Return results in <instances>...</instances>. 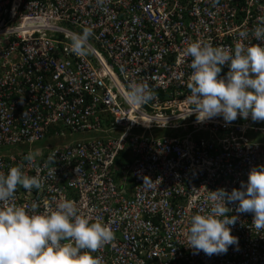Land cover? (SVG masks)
Returning <instances> with one entry per match:
<instances>
[{"label": "built area", "instance_id": "2783aa9c", "mask_svg": "<svg viewBox=\"0 0 264 264\" xmlns=\"http://www.w3.org/2000/svg\"><path fill=\"white\" fill-rule=\"evenodd\" d=\"M260 17L264 0H0V173L23 165L41 182L18 186L13 202L43 211L72 200L109 224L102 264H264V231L237 204L226 254H197L185 235L211 191L239 189L264 165V121L189 115L185 49L264 43ZM84 27L92 52L81 56L70 35ZM131 82L153 99L129 106Z\"/></svg>", "mask_w": 264, "mask_h": 264}, {"label": "clouds", "instance_id": "9594fccd", "mask_svg": "<svg viewBox=\"0 0 264 264\" xmlns=\"http://www.w3.org/2000/svg\"><path fill=\"white\" fill-rule=\"evenodd\" d=\"M258 22L254 38L264 41V17ZM92 36L90 27L72 33L73 52L81 56L92 52ZM185 55L192 58L193 70L187 85L191 93L188 100L194 106L189 115L195 114L197 123L222 117L230 124L238 116L264 121V43L246 45L238 41L234 48H223L197 40L186 47ZM225 65L229 71L221 75ZM152 99L143 82L129 83L124 94L132 107ZM25 159L33 163V153ZM153 181L145 176L143 185L153 188ZM18 186L31 191L39 189L41 182L37 176L25 174L23 165L10 168L6 175L0 173V264H102V257L96 253L114 238L109 224L93 220L72 200H61L55 208L46 206L43 211L35 202L19 206L13 202ZM207 201V210L191 217L186 245L197 254H226L230 246L238 244L232 227L239 217L229 215L233 211L229 204H237L238 214L252 213V228L258 233L264 231V165L253 167L239 189L211 191Z\"/></svg>", "mask_w": 264, "mask_h": 264}, {"label": "rangeland", "instance_id": "374dc122", "mask_svg": "<svg viewBox=\"0 0 264 264\" xmlns=\"http://www.w3.org/2000/svg\"><path fill=\"white\" fill-rule=\"evenodd\" d=\"M37 146H39V144H36Z\"/></svg>", "mask_w": 264, "mask_h": 264}]
</instances>
